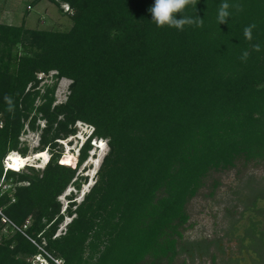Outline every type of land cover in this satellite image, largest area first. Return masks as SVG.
<instances>
[{"label": "trees", "instance_id": "1", "mask_svg": "<svg viewBox=\"0 0 264 264\" xmlns=\"http://www.w3.org/2000/svg\"><path fill=\"white\" fill-rule=\"evenodd\" d=\"M48 1L70 16L69 30L0 22V264H32L39 255L48 264H173L188 252L187 204L210 171L264 161V0H227L243 10L230 7L223 24L224 0H193L184 15L203 26L183 31L157 27L148 11L154 0ZM253 23L248 41L243 30ZM51 71L71 80L63 103L54 104L56 83L40 89L38 75ZM40 118L36 152L50 151L47 165L5 170L11 152L28 155L21 136L26 124L38 131ZM80 120L94 135L78 164L62 163L60 140ZM96 136L110 149L83 199L69 198L72 219L56 235L59 197L70 185L82 188L76 173Z\"/></svg>", "mask_w": 264, "mask_h": 264}, {"label": "rangeland", "instance_id": "2", "mask_svg": "<svg viewBox=\"0 0 264 264\" xmlns=\"http://www.w3.org/2000/svg\"><path fill=\"white\" fill-rule=\"evenodd\" d=\"M35 0H0V22L22 25L28 28L40 29H54L66 31L69 30L73 24L72 19L68 14L63 12L61 5L58 6L48 0H42L39 3ZM32 6L29 8V6ZM62 9V10H61ZM56 71H51L49 74L41 73L38 75L41 78L40 89L43 92L45 85H53L56 83L55 103H63L67 100L69 94V85L71 80L68 78L55 77ZM41 100L38 99L36 105H39ZM40 125L38 131H32L28 125L25 126V131L21 136L22 146L26 145L29 148L28 155L37 151L40 144L41 129L46 125V120L40 118L37 120ZM79 124V125H78ZM75 130L74 135L61 141L63 144L61 148L64 149L63 157H71L73 162L78 159L79 150L83 146L85 140L88 138L89 127L84 121H77L73 125ZM73 137V138H72ZM101 147H106V152L100 155V149L91 143V150L88 152L87 160L79 167L76 177H79L83 184L82 188L78 190L74 185H70L66 191L59 197L62 204V212L64 213V221L60 224L56 235L65 233L68 223L72 217L65 211L69 203V198L72 196L75 200L80 202L85 193L91 189L98 177V170L101 166L104 156L108 153L110 147L108 139L100 143ZM75 153L72 155L71 153ZM20 154V153H19ZM50 156V151L48 150ZM48 154L43 155V161L47 162ZM100 160V161H99ZM39 161L29 162L28 164H35V169L38 165L42 166ZM98 163V164H97ZM26 169V168H25ZM30 170L26 169V172ZM219 181V185L214 188V181ZM253 180L256 183L264 184V161H250L246 163L244 159H238L236 165L226 170H212L205 178V184L201 187L198 194L194 196L187 204V211L189 213V221L185 225V236L190 239H199L203 237H221L223 231L228 226V213H232L237 200H240V195L243 194L246 183ZM214 190V194L210 192ZM240 208L237 209V211ZM235 215V214H234ZM31 222V218H29ZM8 233V227L3 230ZM224 242V240H223ZM229 247V243L225 244ZM234 244L232 243L231 246ZM186 255H179L175 258L173 264H212L210 258L190 261L186 260ZM39 255L34 257L32 264H47ZM60 261V260H58Z\"/></svg>", "mask_w": 264, "mask_h": 264}, {"label": "flooded vegetation", "instance_id": "3", "mask_svg": "<svg viewBox=\"0 0 264 264\" xmlns=\"http://www.w3.org/2000/svg\"><path fill=\"white\" fill-rule=\"evenodd\" d=\"M228 215L221 237L190 239L183 231L188 247L185 261L210 258L212 264H264V184L249 180Z\"/></svg>", "mask_w": 264, "mask_h": 264}, {"label": "clouds", "instance_id": "4", "mask_svg": "<svg viewBox=\"0 0 264 264\" xmlns=\"http://www.w3.org/2000/svg\"><path fill=\"white\" fill-rule=\"evenodd\" d=\"M191 3H193V0H154V4L148 9V11L151 13L152 21L157 25V27L168 26V27H172V28H175L177 30H180V31H183V29L186 25L195 24L198 27H202L203 26V19H201L200 17L193 18V17L187 16V15H184V10ZM230 7L235 8L237 11L243 10L242 5H240L239 3L229 4L227 2V0H224V2H222L218 8L217 19H218L219 24H223V23L227 22V19L231 15L229 12ZM177 13L180 14L179 19L177 18V15H176ZM255 27H256V25L253 23V24L248 25L244 28L243 35L248 41L252 40V38H253L252 32H253V29ZM253 50L259 52L260 51V45L259 44L253 45ZM248 55H249V53L247 51H244L240 57L241 60L247 61ZM4 99H5V102L7 104V111L8 112H14L13 99L7 95L4 97ZM86 124L89 127V134H88L89 136L87 138V139H89L92 137V135H94L95 127L89 123H86ZM0 126H2V125H0ZM86 141L87 140H85V142ZM92 141L97 142V145H95V146H100V143L102 141L104 142L105 138H99L96 136V137L92 138L91 143H92ZM71 154L75 155L74 152ZM8 156H10V154ZM50 158H51V154L49 156V159L45 163V165L44 166L38 165L39 166L38 168H44L47 165V163L49 162ZM6 159H7V157H6ZM38 161L41 164V158H39ZM28 165H31V164L25 165L24 168H22V169H25L26 166H28ZM33 165L35 166V164H33ZM8 169H12V168H8ZM22 169H19V171ZM12 170H14V169H12ZM44 261H46V260L44 259L43 262ZM46 263L48 264V262H46Z\"/></svg>", "mask_w": 264, "mask_h": 264}, {"label": "bare ground", "instance_id": "5", "mask_svg": "<svg viewBox=\"0 0 264 264\" xmlns=\"http://www.w3.org/2000/svg\"><path fill=\"white\" fill-rule=\"evenodd\" d=\"M97 148L100 149L99 150L100 151V155H102V157H103V155L106 152V147L105 146L101 147V145H100V146H97ZM44 154H45V152H40V153L39 152H35V153L27 155V156H22V155H20L17 152H11L10 156L8 157V159L10 160L9 163H10L11 167L14 168V169H22L29 162H35V160H38L39 158H41L42 166H44L45 165V161H43V157H42ZM86 192H87V189H85L84 193H86Z\"/></svg>", "mask_w": 264, "mask_h": 264}, {"label": "built area", "instance_id": "6", "mask_svg": "<svg viewBox=\"0 0 264 264\" xmlns=\"http://www.w3.org/2000/svg\"><path fill=\"white\" fill-rule=\"evenodd\" d=\"M65 10L66 11H70V7L69 5H65ZM9 156H7V159L5 160V170H7L8 168L11 167L10 163H9V159H8ZM12 168V167H11ZM0 214H2V211L0 210ZM7 221V219H5ZM27 224H30V221L28 220L27 221ZM27 226V225H25ZM58 264H62L61 261H58V260H55Z\"/></svg>", "mask_w": 264, "mask_h": 264}, {"label": "snow or ice", "instance_id": "7", "mask_svg": "<svg viewBox=\"0 0 264 264\" xmlns=\"http://www.w3.org/2000/svg\"><path fill=\"white\" fill-rule=\"evenodd\" d=\"M62 163H64V161H62Z\"/></svg>", "mask_w": 264, "mask_h": 264}]
</instances>
